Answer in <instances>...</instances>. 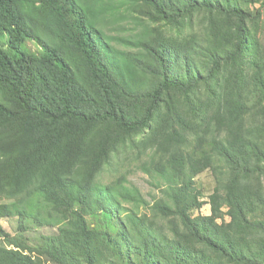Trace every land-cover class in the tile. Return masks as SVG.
I'll return each mask as SVG.
<instances>
[{
	"label": "trees",
	"instance_id": "obj_1",
	"mask_svg": "<svg viewBox=\"0 0 264 264\" xmlns=\"http://www.w3.org/2000/svg\"><path fill=\"white\" fill-rule=\"evenodd\" d=\"M263 106L264 0H0V264H264Z\"/></svg>",
	"mask_w": 264,
	"mask_h": 264
},
{
	"label": "rangeland",
	"instance_id": "obj_2",
	"mask_svg": "<svg viewBox=\"0 0 264 264\" xmlns=\"http://www.w3.org/2000/svg\"><path fill=\"white\" fill-rule=\"evenodd\" d=\"M252 9L255 11L257 7H259V4H253ZM137 15H140L139 13H136ZM146 18V19H144ZM142 17V20H138L137 18H132V17H123L120 18L117 21H111V23L108 25V32L112 35H120V36H125L128 38H135L138 37L141 34L142 31V26H139L136 24V21L141 22V24L144 26H149V28L152 27V29L158 28L157 24L154 22H149L147 17L144 16ZM202 17H200L201 19ZM144 19V20H143ZM124 27H123V26ZM201 29V24L200 20L196 21L193 25V31H199ZM191 29L187 28L186 33H188ZM165 31V34H170V33H175V31ZM28 46L30 49L33 51L37 50V46L33 42H29ZM264 107V106H263ZM264 122V108L258 107L252 111H250L246 116H244L241 121L240 125L244 129L245 132L250 131L253 139L259 140L258 136V129L260 125ZM126 150L121 152L119 155L115 156L114 161L110 166H108L103 173L100 176V181L103 183H110L117 179L119 176L122 174H126L129 180V183L132 185L137 186L144 197L147 200H152L153 197H158L159 191L156 189L152 182L149 180V177L147 174H145L143 171H141L138 168L134 167V160H128L126 159H131L132 157H126L127 156ZM131 161V162H130ZM197 182L199 186L202 188L204 192V199L205 201H209V196L213 192L214 187L216 186V181L214 178L213 173L211 170L205 171L201 173L197 177ZM9 203L11 200L9 199H3L0 197V203ZM195 215L201 213V214H209L210 213V205L206 204L201 210H197L194 212ZM0 225L5 229L7 232L11 234H15L17 232V225H18V219L16 217H11V218H1L0 219ZM56 228L53 227H41V228H36L34 227L31 231V236L36 237L37 235L41 233H53L55 232ZM3 240L0 238V243H2ZM46 264H52V263H46Z\"/></svg>",
	"mask_w": 264,
	"mask_h": 264
}]
</instances>
